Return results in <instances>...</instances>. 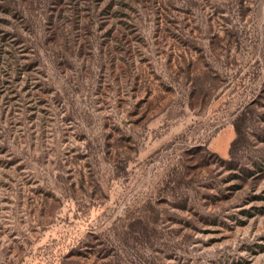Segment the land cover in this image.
Segmentation results:
<instances>
[{
    "label": "rangeland",
    "instance_id": "rangeland-1",
    "mask_svg": "<svg viewBox=\"0 0 264 264\" xmlns=\"http://www.w3.org/2000/svg\"><path fill=\"white\" fill-rule=\"evenodd\" d=\"M0 264H264V0H0Z\"/></svg>",
    "mask_w": 264,
    "mask_h": 264
},
{
    "label": "trees",
    "instance_id": "trees-1",
    "mask_svg": "<svg viewBox=\"0 0 264 264\" xmlns=\"http://www.w3.org/2000/svg\"><path fill=\"white\" fill-rule=\"evenodd\" d=\"M235 130H236V132H237V134H238V132H239V127H238V125H235ZM234 142V141H233Z\"/></svg>",
    "mask_w": 264,
    "mask_h": 264
}]
</instances>
